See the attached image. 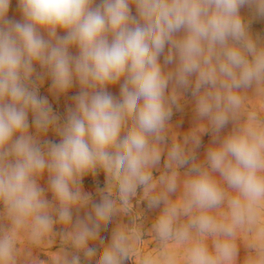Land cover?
<instances>
[{
  "label": "clouds",
  "instance_id": "clouds-1",
  "mask_svg": "<svg viewBox=\"0 0 264 264\" xmlns=\"http://www.w3.org/2000/svg\"><path fill=\"white\" fill-rule=\"evenodd\" d=\"M10 3L0 0V264H19L22 233L40 244L57 223L70 227L57 264H91L99 249L95 264H125L139 233L118 228L107 244L99 233L140 190L163 205L158 239L188 246L182 262L168 250L139 264H239L240 230L251 234L243 264H264V104L246 105L249 92L264 97V39L241 14L264 17V0H18L22 21ZM47 79L57 97L79 87L63 119L39 93ZM185 93L213 137L199 161L196 132L168 145ZM99 171L94 203L83 179Z\"/></svg>",
  "mask_w": 264,
  "mask_h": 264
},
{
  "label": "rangeland",
  "instance_id": "rangeland-1",
  "mask_svg": "<svg viewBox=\"0 0 264 264\" xmlns=\"http://www.w3.org/2000/svg\"><path fill=\"white\" fill-rule=\"evenodd\" d=\"M135 10L133 9V12ZM241 14L246 20L250 22V31L254 36H259L264 39V17L255 15L254 11L248 7L241 9ZM8 18L15 21H22V13L18 6V0H11ZM63 34V33H61ZM75 54V49L72 50ZM37 71L39 67L37 66ZM50 79L45 80L44 84L40 87L39 93L41 96L48 98L53 111L59 115L62 119L66 114V110L72 105L73 101L71 97L78 93V85H74L67 94L60 95L59 97L52 94L50 89ZM120 86L114 85L109 87L108 91L116 98H119ZM264 104V97H259L253 92L248 93V99L246 105L249 108H259ZM194 100L190 93H185V98L181 102V108L179 110L174 109L173 116L171 118V127L168 133V145H171L173 138L176 141L183 142V137L191 131L201 135L202 144L196 149L197 161L202 160L207 148L211 145L213 137L211 132L207 134H201L199 132L200 124L195 118L194 113ZM29 121L31 122V114L29 115ZM231 125L226 128L221 135L227 134ZM30 131H34L30 129ZM47 139L59 142L57 137L52 131L47 134ZM191 147V145H189ZM165 169L163 167V160L158 169L154 170V176L158 178ZM180 171V179L185 178L187 167L182 168ZM40 184L45 189L47 188V176L41 179ZM106 186V177L102 171H99L95 176L88 175L83 179V189L85 192L92 196V202H99L98 189H102ZM180 191L178 190L171 198L178 199L180 197ZM48 199H51V193L45 192ZM163 205L159 208L149 207L148 200L145 197L142 190L138 191L137 195L131 201V204L127 208H122L113 216L112 220L107 224L101 226L99 238H102L105 244L109 243L113 231L116 229H123L129 233H139L140 239H131V254L130 258L125 261V264H139V260L142 256L152 254L153 256H161L165 251H174L178 259L182 262L186 244H177L174 241L162 242L158 239L153 225L156 222L157 217L161 213ZM88 209H74L73 210V222L77 218H84ZM218 219L223 220L228 215L227 206L224 205L213 212ZM7 225V221L4 219L2 212H0V226ZM66 230H70L69 226L57 223L54 225L53 232L40 244H33L25 234H21L18 248L20 249L19 264H57L62 257L65 250L69 249V244L63 239L62 233ZM251 241V234L243 230L238 231L237 244L239 245V264H243L244 259L250 254L251 249L249 243ZM207 243L211 248L212 238L207 239ZM90 246L100 247L98 241ZM102 251V249H99ZM98 255L93 259L91 264H95V259H98ZM82 264H87L82 256Z\"/></svg>",
  "mask_w": 264,
  "mask_h": 264
}]
</instances>
